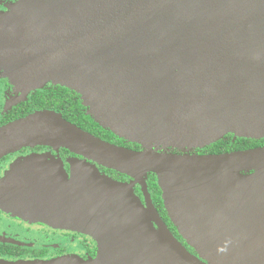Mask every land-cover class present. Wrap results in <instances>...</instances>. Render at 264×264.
<instances>
[{
    "label": "water",
    "instance_id": "water-1",
    "mask_svg": "<svg viewBox=\"0 0 264 264\" xmlns=\"http://www.w3.org/2000/svg\"><path fill=\"white\" fill-rule=\"evenodd\" d=\"M0 52L20 65L13 81L73 90L101 128L141 147L42 111L0 129V159L66 149L135 179L145 198L86 161L71 178L61 161L28 160L50 170L24 176L19 163L0 182V209L89 235L98 256L0 264H264V147L162 152L264 140V0H23L0 15ZM150 174L185 245L152 202Z\"/></svg>",
    "mask_w": 264,
    "mask_h": 264
},
{
    "label": "flooded vegetation",
    "instance_id": "flooded-vegetation-1",
    "mask_svg": "<svg viewBox=\"0 0 264 264\" xmlns=\"http://www.w3.org/2000/svg\"><path fill=\"white\" fill-rule=\"evenodd\" d=\"M21 2H23V0H0V15L8 14L11 8ZM19 66L18 64H11L10 58L7 57L6 54L0 52V129L13 122L24 119L29 115L42 111L60 113L68 121L67 117L74 116L76 102H80L81 105L85 107L80 95L62 85L49 83L41 89L30 90L26 84L22 85L20 81H13L11 79L10 69H16ZM81 112L87 115L88 110L85 107ZM81 112L78 113L77 118H80ZM80 120L78 119L77 121ZM82 124L87 125L88 123ZM91 134L102 140H104V137H107L111 141H109V143L113 142L112 144L120 147H125L134 151L141 150L140 146L128 143L103 130H97V133ZM208 148L209 147L202 150L188 148L179 150L171 148L163 150L162 152L191 156L218 155L208 153ZM42 157L46 158L48 162H56L57 164L61 161L65 172L70 178L72 176V163L76 160L80 162L86 161L83 157L77 156L66 149H60L59 152H57L54 149L42 146L23 148L0 159V182L6 180L8 175L15 170L16 165L19 163V175L21 176L49 171L50 169L48 168L50 167L48 165L42 166L37 162H27L28 160L40 159ZM86 163L96 166L100 174L116 182L132 186L134 194L145 204L142 188L135 179L90 161H86ZM146 184L152 202L158 210L162 220L174 236L185 245V242L179 236L178 231L175 230V227L172 225L167 215L162 200V192L158 186L156 176L153 174L148 175ZM156 184L158 187H156ZM158 193L160 194L159 197ZM159 198L161 201H159ZM0 238H5L13 242H0V245L14 246L19 249L20 255L22 256L12 261L52 260L67 256H77L84 260H89L96 259L98 256V243L89 235L70 230L55 229L41 222H31L30 220L20 218L2 209H0ZM189 250L193 253L190 248Z\"/></svg>",
    "mask_w": 264,
    "mask_h": 264
},
{
    "label": "trees",
    "instance_id": "trees-1",
    "mask_svg": "<svg viewBox=\"0 0 264 264\" xmlns=\"http://www.w3.org/2000/svg\"><path fill=\"white\" fill-rule=\"evenodd\" d=\"M84 108L85 107H83L80 102L79 103L76 102L74 116L67 117L68 121H70L71 123L77 125L81 129L87 132H90V133H97V130H101V131L103 130L105 132H108L104 130L103 128H101L90 116L84 115L83 112H81V110ZM80 112L82 114L81 116L79 115L80 118H77L78 117L77 115ZM78 119L79 120L82 119V120L77 121ZM82 123H85V124L88 123V124L84 125ZM108 134L112 136L114 135L110 132H108ZM103 139L108 142L110 141L109 138L107 137H104ZM232 139H233L232 135L227 136L226 139L219 141L216 144L210 146L207 149V152L212 153V154H222V153H231V152H236V151H245L249 149L264 147V140L257 141V140L237 139L235 142H233ZM156 187H158L157 184H156ZM159 196L160 194L158 193V197ZM159 201H161L160 198H159ZM20 254L21 253L17 247L0 245V257L1 258L14 260V259L21 257L22 255Z\"/></svg>",
    "mask_w": 264,
    "mask_h": 264
},
{
    "label": "rangeland",
    "instance_id": "rangeland-1",
    "mask_svg": "<svg viewBox=\"0 0 264 264\" xmlns=\"http://www.w3.org/2000/svg\"><path fill=\"white\" fill-rule=\"evenodd\" d=\"M167 150V149H166Z\"/></svg>",
    "mask_w": 264,
    "mask_h": 264
}]
</instances>
